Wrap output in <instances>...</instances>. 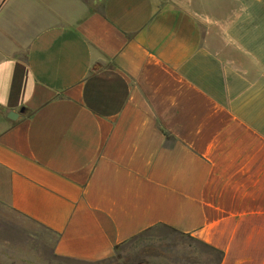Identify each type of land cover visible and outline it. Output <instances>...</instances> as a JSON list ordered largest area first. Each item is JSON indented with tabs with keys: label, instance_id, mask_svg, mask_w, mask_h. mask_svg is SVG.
Returning a JSON list of instances; mask_svg holds the SVG:
<instances>
[{
	"label": "crops",
	"instance_id": "obj_1",
	"mask_svg": "<svg viewBox=\"0 0 264 264\" xmlns=\"http://www.w3.org/2000/svg\"><path fill=\"white\" fill-rule=\"evenodd\" d=\"M43 252L264 264V0H0V254Z\"/></svg>",
	"mask_w": 264,
	"mask_h": 264
},
{
	"label": "trees",
	"instance_id": "obj_2",
	"mask_svg": "<svg viewBox=\"0 0 264 264\" xmlns=\"http://www.w3.org/2000/svg\"><path fill=\"white\" fill-rule=\"evenodd\" d=\"M150 233L151 232H147V233L143 234L142 236L137 237L135 240L131 241V244H125L121 250L122 253L125 254V258L128 255H130V251L138 250L141 252H146L150 249V247L152 248V242L154 241L153 240L154 238L152 236L150 237ZM148 234H149V236H148ZM119 257H121V256H119ZM140 257H136V258L139 259ZM141 262H148V261H145L144 257H141Z\"/></svg>",
	"mask_w": 264,
	"mask_h": 264
},
{
	"label": "rangeland",
	"instance_id": "obj_3",
	"mask_svg": "<svg viewBox=\"0 0 264 264\" xmlns=\"http://www.w3.org/2000/svg\"><path fill=\"white\" fill-rule=\"evenodd\" d=\"M134 252H136V250L130 251V253H134ZM3 254H5V253H3ZM46 257H47L46 254L43 252L41 255L38 254L37 261L36 260H27L26 261L23 258H21L22 259L21 261H18L19 258L17 256H15V255H11V256L9 255L8 256L5 254V258H6V261H5L0 254V264H53V263L49 262L48 260H46L47 259ZM41 259H43V260L45 259V260L42 261Z\"/></svg>",
	"mask_w": 264,
	"mask_h": 264
},
{
	"label": "water",
	"instance_id": "obj_4",
	"mask_svg": "<svg viewBox=\"0 0 264 264\" xmlns=\"http://www.w3.org/2000/svg\"><path fill=\"white\" fill-rule=\"evenodd\" d=\"M9 118H10V119H15V118H17V114H15V113H13V112H10V113H9Z\"/></svg>",
	"mask_w": 264,
	"mask_h": 264
}]
</instances>
